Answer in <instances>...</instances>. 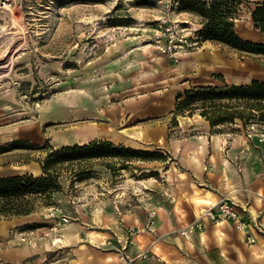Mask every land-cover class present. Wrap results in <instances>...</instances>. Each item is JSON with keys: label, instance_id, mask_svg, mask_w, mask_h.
I'll return each instance as SVG.
<instances>
[{"label": "crops", "instance_id": "crops-1", "mask_svg": "<svg viewBox=\"0 0 264 264\" xmlns=\"http://www.w3.org/2000/svg\"><path fill=\"white\" fill-rule=\"evenodd\" d=\"M109 1L70 0L65 6H106ZM194 15L198 29L201 20ZM106 35L108 44L88 63L91 70L86 79L73 80L70 95L53 99L60 104L59 116L52 118L55 122L47 119L38 123L43 142L59 149L108 140L139 150L158 149L169 153L172 160L150 163L164 166L162 171L155 169L161 180H141L146 192L139 194V204L133 207L122 206L124 193L118 190L96 193L93 199L103 204L95 202L90 208L91 221L79 222L78 232L70 229L69 234L72 242L86 244L76 252L73 249L71 258L61 264H122L116 253L97 249L95 244L105 246L116 238L126 243L129 224L140 231L136 244L151 249L149 264H264V143L259 136L249 135L250 124L238 121L216 132L200 114L175 120L173 113L177 96L193 87L220 85L222 79L229 84L264 81L263 56L241 54L206 41L200 50L175 59L159 53L151 28H109ZM233 128L238 131L232 132ZM115 134L118 138H113ZM29 151L14 149L0 156ZM41 163L28 162L23 164L28 169L21 171L0 168V176H38L42 174ZM225 196L245 212L255 244L248 243L244 233L228 221L215 224L205 220L203 231L191 237L181 235V229ZM153 208L156 217H148ZM86 225L89 232L83 236Z\"/></svg>", "mask_w": 264, "mask_h": 264}, {"label": "rangeland", "instance_id": "rangeland-1", "mask_svg": "<svg viewBox=\"0 0 264 264\" xmlns=\"http://www.w3.org/2000/svg\"><path fill=\"white\" fill-rule=\"evenodd\" d=\"M63 1L70 0H7L6 6L1 3L0 53L10 43L13 44L8 48L6 59L1 61L7 64L8 69L0 75V145L13 140L46 144L38 123L47 119L55 122L52 118L59 116L60 104L53 99L70 95L73 80L86 79L88 70H91L88 63L108 44V36H103L104 32L109 28H121L114 27L116 21L131 25L123 27L140 25L151 28L153 42L159 24L164 21L175 23L178 29H199L195 25L194 13L179 11L176 0H110L106 6L93 3L57 4ZM254 8V3L241 8L238 30L244 38L264 43V35L255 29L252 22ZM45 153L48 154L46 151L30 150L15 152L8 157L0 156V168L25 170L23 164L43 160ZM150 163L156 162H134L129 170L113 175L101 165V161H91L83 165L91 166L95 174L81 183L74 182L68 167L64 166L61 178L63 191L56 195L55 200L58 203L56 207L63 209L70 219L69 223L60 225L58 219L47 218L53 207H47L42 202L38 203L37 211L31 216L0 219V264H61L65 259L69 260L73 249L76 252L81 244H86L82 240H69L70 229L78 232L79 222L87 224L91 221V206L95 202L103 204L100 199H93L94 195L109 191L116 193L118 190L124 193L121 199L123 207L139 204V194L146 192L141 180L153 178L148 175L158 172L156 168L162 171L164 167ZM157 179L161 180V177ZM26 224H35L37 228L26 229L23 227ZM86 226L83 236L89 232L90 227ZM133 226L129 224L127 228L126 243L116 238L105 246L95 244V247H104L120 258L123 252L131 258L136 257L140 247L129 242L137 238L132 234ZM96 228L99 231L103 229L100 226ZM124 246H127L126 249Z\"/></svg>", "mask_w": 264, "mask_h": 264}, {"label": "trees", "instance_id": "trees-1", "mask_svg": "<svg viewBox=\"0 0 264 264\" xmlns=\"http://www.w3.org/2000/svg\"><path fill=\"white\" fill-rule=\"evenodd\" d=\"M176 3L179 11L191 12L200 17L201 27L195 32L200 41H211L241 54L264 57V43L246 39L238 30L241 8L254 3L252 22L255 29L264 35V0H176ZM66 4L63 1L60 6ZM123 26L131 25L125 24V21L114 23V27ZM173 113L175 120L178 116L192 117L200 114L216 132L238 121L244 126L264 122V81L254 79L248 84H229L222 79L220 85L193 87L177 96ZM236 131L238 129H232V132ZM21 148L47 151L48 154L42 160L41 175L25 173L0 176V219L31 216L37 211L39 202L47 207H56V195L63 191L61 178L64 166L68 167L73 181L81 183L93 178L95 174L91 166L83 165L91 161H101L103 167L116 175L129 170L134 162L172 160L169 153L158 149L139 150L108 140H95L59 149L52 147L48 141L40 146L16 140L1 146L0 154ZM77 165L78 168H75ZM148 176L159 178L160 173L151 172ZM23 227L33 229L37 225L26 224Z\"/></svg>", "mask_w": 264, "mask_h": 264}, {"label": "built area", "instance_id": "built-area-1", "mask_svg": "<svg viewBox=\"0 0 264 264\" xmlns=\"http://www.w3.org/2000/svg\"><path fill=\"white\" fill-rule=\"evenodd\" d=\"M7 0H0L4 6L7 5ZM189 30V31H188ZM186 28L178 29L177 25L170 21H164L159 24L158 29L154 37L153 45L162 55L171 56L175 59L180 58L183 55L196 52L203 46V42L200 41L195 35L196 30ZM250 136H259L262 143H264V123H251L249 129ZM231 133L229 137H232ZM149 207H152V203H148ZM150 217L154 218L157 215L156 209H151L149 212ZM47 218L58 219V224H67L70 219L64 214L63 209L53 207L50 209ZM211 220L215 224L221 222H231L241 232L244 233L245 239L250 244H255L256 237L250 230V221L246 218L245 212L240 209L236 202L228 196H225L214 208L208 209L203 215L189 223L186 227L180 230V233L184 237H191L197 232L204 230V221ZM257 228L258 224H257ZM259 230H261L259 228ZM140 231L135 227L132 228V234L138 237ZM264 233V230L262 231ZM130 243L136 244V238L129 240ZM127 246H124L126 249ZM140 247V246H139ZM152 256V251L148 247H140V251L136 257L131 258L129 255L122 253V259L124 264H149V260Z\"/></svg>", "mask_w": 264, "mask_h": 264}, {"label": "bare ground", "instance_id": "bare-ground-1", "mask_svg": "<svg viewBox=\"0 0 264 264\" xmlns=\"http://www.w3.org/2000/svg\"><path fill=\"white\" fill-rule=\"evenodd\" d=\"M0 8H3V6H1V3H0ZM2 33V32H1ZM4 34H7V33H3V35ZM3 35H1V36H3ZM2 38V37H1ZM13 44V42L12 43H10L9 45H8V47L4 50V52H2V53H0V75H2L3 74V72L4 71H6L8 68H7V64H3V63H1V61H4L5 59H6V57H7V53H8V48H9V46L11 47V45ZM248 63V62H247ZM246 63V64H247ZM248 65V64H247ZM246 66V65H245ZM264 66V65H263ZM237 67V66H236ZM200 68V67H199ZM238 68V67H237ZM210 69V68H209ZM201 72V71H200ZM204 72V71H203ZM202 72V73H203ZM254 73V72H253ZM251 74V73H250ZM258 74V73H257ZM109 112V111H108ZM111 112V111H110ZM108 114V113H107ZM110 115V114H109ZM106 116V115H105ZM110 119V118H109ZM125 120V119H124ZM113 124V123H112ZM102 125V124H101ZM115 128H116V126H115ZM40 129V128H39ZM99 129V128H98ZM112 130H113V128H112ZM100 132V131H99ZM103 132V131H102ZM101 132V133H102ZM105 132V131H104ZM34 133V132H33ZM109 133V132H108ZM27 134V133H26ZM32 134V133H31ZM19 135V134H18ZM103 135V134H102ZM106 135V134H105ZM32 136V135H31ZM30 136V137H31ZM118 138V134H115V136L113 137V138ZM1 136H0V140H1Z\"/></svg>", "mask_w": 264, "mask_h": 264}]
</instances>
